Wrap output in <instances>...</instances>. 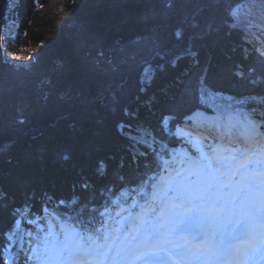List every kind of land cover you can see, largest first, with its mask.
I'll return each mask as SVG.
<instances>
[{
  "label": "trees",
  "instance_id": "16d2710c",
  "mask_svg": "<svg viewBox=\"0 0 264 264\" xmlns=\"http://www.w3.org/2000/svg\"><path fill=\"white\" fill-rule=\"evenodd\" d=\"M40 4L42 8L35 0H0V34L5 36L0 42V124L3 126L0 144L13 142L8 152L0 154V167L5 173L0 176V183L15 196L7 207H0V243H3L4 232L15 230L17 219L20 220V229L24 224L20 216L12 215V210L27 202L36 213L44 202L40 197L45 192L52 197L48 203L54 205L61 199L67 201L73 195L78 196L80 199L72 209L63 205L57 208L60 213L75 211L93 192L92 205L101 202L105 197L99 194L102 187L112 185L114 190L125 184L134 185L149 171L141 167L137 173L129 166L132 158L128 157L126 148L130 141L117 133L115 124L119 120L133 124V134L140 141L136 148L147 153L137 158V163L142 166L145 160L153 159L150 149L160 151L162 147L166 148L165 144H175L172 130L177 120L193 107L205 105L219 110L222 105L231 104L233 109L244 113L257 106L247 99L249 96L255 95L264 103V79L251 84L248 74L249 68L264 73V65L260 63L264 58L256 52L247 54V60L243 59L247 42L257 30L261 31L255 25H264V0H219L212 8L197 5L195 0H173L170 7H165V0H76L75 3L72 0H40ZM61 8L63 12L59 11ZM198 8L203 10L198 11ZM192 14H195L200 28L192 29L184 23L185 17ZM236 15L240 21H235ZM12 20L16 23L11 28L12 38L9 40L7 26ZM209 22L213 30L204 40L191 42L193 50H199L198 63L182 74L175 88L168 86L165 96H160L151 109V106L142 107L137 120L123 117L125 106L136 107L133 97L138 93L139 77L144 69L161 63L165 66L154 76L151 69L148 71V76L153 78L144 95H151L149 91L154 84L165 81L167 72L176 69L171 61L186 50L189 36L201 31ZM177 28L183 33L180 40L173 35ZM261 35L264 41L263 32ZM158 41H166L165 47L169 50L163 61L156 55L157 51L163 50L157 47ZM257 48L264 51L263 44ZM101 52L102 56L99 55ZM30 56H35L36 60L22 59ZM59 61L76 68L93 67L98 61L108 74L95 75L94 79L110 87L119 103L113 105L106 94L105 104L96 100L90 106V118L82 120L78 104L60 99L61 94L68 91L71 81L54 71ZM180 61H183L182 57L177 63ZM237 65L244 73L241 77L235 75ZM112 68L116 70L111 71ZM49 78L51 84L45 85L44 90L50 91L51 95L45 101L41 98L40 83ZM122 82L123 87L120 86ZM96 94L97 89L93 88L90 96ZM25 105L30 107L25 108ZM109 108H114L115 114L109 112ZM19 109H24L26 116L29 111L34 112L23 125L15 123ZM233 113L237 115L236 111ZM65 115L67 119H64ZM165 116L169 118L167 130L161 127ZM97 118H103L104 123L96 124ZM72 121L76 122V129L69 131L67 125ZM53 123L55 127H50ZM33 136L36 140L31 139ZM51 137H55L62 148L56 156L49 152L43 161L33 162L28 168L31 183L18 187L16 177L24 170L21 165L25 149L48 143ZM85 142L92 145L91 157H86L80 150V144ZM97 146L100 151L95 150ZM65 151L70 155L67 161L59 158ZM109 153L116 159L107 160L104 178H96L93 169L98 159H106ZM122 155L125 157L124 182L116 181L111 175ZM8 156L12 157V164L4 162ZM78 169H83L92 178L94 189L72 191V183L78 179ZM32 191H35V197L29 201L27 196Z\"/></svg>",
  "mask_w": 264,
  "mask_h": 264
},
{
  "label": "snow or ice",
  "instance_id": "6c2138e0",
  "mask_svg": "<svg viewBox=\"0 0 264 264\" xmlns=\"http://www.w3.org/2000/svg\"><path fill=\"white\" fill-rule=\"evenodd\" d=\"M73 3L76 0H72ZM173 0H165V7H170ZM192 2V0H188ZM197 5L212 8L219 0H195ZM38 7H43L40 0H35ZM198 8V11H202ZM59 11L63 12L61 8ZM16 22L8 23V39L11 40V28ZM107 21L105 25H107ZM184 23L192 29L201 25L195 19V14L185 17ZM212 24L206 23L199 32L189 36V44L180 56L171 61L176 66L177 59L190 56L192 62L198 63L199 50H193V40H204L211 32ZM86 32L88 30H85ZM27 35V32L24 33ZM176 40L182 38V30L177 28L174 32ZM94 38V36L92 37ZM5 36L0 34V42ZM166 41H158L157 47L163 49L156 55L164 60L168 53ZM43 47V45H41ZM261 58L264 51L256 50ZM244 60L248 59V49L244 48ZM7 55V54H5ZM103 55V53H99ZM26 61H35V56L23 57ZM211 60L210 53L208 54ZM7 63V60L4 61ZM111 64V61H108ZM260 63L264 65V60ZM164 64L153 67L148 65L139 77V90L133 97L135 108L125 106L122 110L123 117L128 120H137L140 109L158 102L156 93L146 96L141 100V95L148 92L152 78L157 70L163 71ZM237 65L235 75H244ZM151 69L153 76H148ZM112 68L111 71H115ZM61 77L71 81L68 91L62 93L61 100L73 102L81 107V119L90 118V106L96 100L101 105L105 104L106 94L111 98L113 105L119 103L115 93L102 82L94 79L95 75H107L108 70L100 67L95 62L93 67L84 66L76 68L64 61H59L54 70ZM207 71V69H205ZM249 83L256 84L257 80L264 79V73H258L255 68L248 69ZM147 77V79H146ZM51 84V79L41 81V98L47 101L50 91L44 86ZM123 87V82L120 85ZM93 88L97 89L95 96H90ZM158 91L163 92L164 89ZM257 106L239 113L231 104L222 105L221 117L211 131L204 137L208 143L197 147L188 136L180 135V124H187L190 117L178 119L172 136L175 146L166 152L150 149L153 153L152 161H147L141 166L137 163L139 156L147 153L136 148L137 137L133 134V124L119 120L115 124L117 133L130 141L126 148L131 154L130 167L139 173L141 167L148 169L152 174L144 176L135 186L124 185L125 191L131 194V200L125 201L127 206L112 215L105 201L102 208L92 205L93 195L72 214L65 213L67 219L72 221L70 228L65 229L63 224L37 225V238L24 240L23 235L32 237V230H21L20 220L15 222V230L4 232L3 243H0V264H264V103L253 95L247 98ZM25 105V108H29ZM19 118L15 123L23 125L34 112L29 111L26 116L24 109H19ZM236 111L235 119L231 112ZM109 112L115 114L114 108ZM155 114V113H153ZM65 115L64 119H67ZM168 117L161 120V127L166 129ZM174 119H176L174 117ZM227 121V122H225ZM95 123L102 125L103 118H97ZM55 127V123L50 125ZM69 131L76 129V122L67 125ZM127 129V131H125ZM3 126L0 124V134ZM139 131V128L136 129ZM41 136L44 133H40ZM32 140H36L33 136ZM191 146V151L184 147ZM13 142L0 144V154L8 152ZM91 143L80 144V150L86 157H91ZM177 147L182 148L186 155L182 160H176ZM62 145L55 137L49 138L48 143L38 147L29 146L25 149L22 158L21 171L16 177L18 187H25L31 183L29 166L35 161H43L49 152L56 156ZM96 151H100L97 146ZM67 161L70 155L67 151L59 156ZM114 154L109 153L107 158H99L93 175L104 178L107 175V160H115ZM12 164L13 159L8 156L4 161ZM20 164L21 162H17ZM125 167V157L120 156L111 175L116 181L124 182L126 177L122 173ZM5 175L0 167V176ZM78 179L72 183V191L76 189L85 191L94 189L93 180L86 175L83 169L77 170ZM112 185L100 189L99 194L111 193ZM35 197V191L28 193V200ZM139 197V198H137ZM40 199L44 200L42 212L46 218L50 208L48 201L52 199L47 192ZM79 197L73 195L70 200L61 199L54 206L76 205ZM15 200V196L0 183V207H7ZM91 205V206H90ZM30 203L12 210L13 216H20L28 224L37 218L28 219L25 212L31 209ZM54 208L51 209L54 213ZM87 213V214H86ZM55 215V213H54ZM59 219V217H56ZM18 232H23L17 236ZM43 236V239L38 237ZM27 243L28 248H25ZM18 246V247H17ZM13 248H17L13 251ZM37 248H43L40 255L36 254Z\"/></svg>",
  "mask_w": 264,
  "mask_h": 264
},
{
  "label": "rangeland",
  "instance_id": "374dc122",
  "mask_svg": "<svg viewBox=\"0 0 264 264\" xmlns=\"http://www.w3.org/2000/svg\"><path fill=\"white\" fill-rule=\"evenodd\" d=\"M241 6V5H240ZM237 16V19L235 21H240V17L239 15H236ZM235 19V17H234ZM249 27V26H248ZM251 39H254L253 37H251ZM248 44V42H247ZM17 61V60H15ZM188 66V67H186ZM194 66V63H190L188 60H186V57H184L183 61L178 64L176 62V66H175V70L174 71H171V72H167V74L165 75V81L163 80H160L158 82H156L154 84V87L152 88L151 91H149L150 93H156V97H157V101L158 98L162 95L165 96L164 92L165 90L167 89L168 86H170V88H175L177 86V83H179V78H181L182 74H185L187 73V71L192 67ZM164 79V78H163ZM170 80V81H168ZM156 88V89H155ZM169 88V89H170ZM159 89H164L163 92L161 91H158ZM146 96L148 95H142L141 96V100L145 99ZM157 102H153L152 105H150V109L156 104ZM148 107V106H147ZM147 110V109H146ZM149 110V109H148Z\"/></svg>",
  "mask_w": 264,
  "mask_h": 264
},
{
  "label": "bare ground",
  "instance_id": "6f19581e",
  "mask_svg": "<svg viewBox=\"0 0 264 264\" xmlns=\"http://www.w3.org/2000/svg\"><path fill=\"white\" fill-rule=\"evenodd\" d=\"M258 27V26H257ZM262 34V32L260 31H256L255 32V34L252 36L254 39H250L249 41V43L247 44V49H248V55H250V54H254V53H256L257 51V45H260L261 46V44H260V42L259 41H262L261 39H260V36H262L261 35ZM184 57H186V60H188L190 63H193L192 62V60H193V58L192 57H190V56H182V58L184 59ZM179 81H181V79L179 80ZM206 117V116H205ZM210 118H208V120H209ZM202 121H204L205 122V120H202ZM201 123V121L200 120H195V121H192L191 119H189L188 121H187V124H185V126H192L193 124H195L196 126H198L199 124ZM129 153V152H128ZM128 157L129 158H132L131 157V154L129 153L128 154ZM14 228V227H13ZM12 228V229H13Z\"/></svg>",
  "mask_w": 264,
  "mask_h": 264
}]
</instances>
